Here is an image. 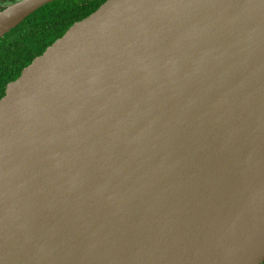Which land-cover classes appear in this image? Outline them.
Returning <instances> with one entry per match:
<instances>
[{"label": "water", "instance_id": "95a60500", "mask_svg": "<svg viewBox=\"0 0 264 264\" xmlns=\"http://www.w3.org/2000/svg\"><path fill=\"white\" fill-rule=\"evenodd\" d=\"M263 262L264 0H106L8 84L0 264Z\"/></svg>", "mask_w": 264, "mask_h": 264}, {"label": "trees", "instance_id": "16d2710c", "mask_svg": "<svg viewBox=\"0 0 264 264\" xmlns=\"http://www.w3.org/2000/svg\"><path fill=\"white\" fill-rule=\"evenodd\" d=\"M14 1L0 0V3L5 5ZM105 1L54 0L0 37V99L8 84L17 79L26 66L63 36L74 22L91 14Z\"/></svg>", "mask_w": 264, "mask_h": 264}, {"label": "flooded vegetation", "instance_id": "af4514ba", "mask_svg": "<svg viewBox=\"0 0 264 264\" xmlns=\"http://www.w3.org/2000/svg\"><path fill=\"white\" fill-rule=\"evenodd\" d=\"M0 5H3L2 3H0Z\"/></svg>", "mask_w": 264, "mask_h": 264}]
</instances>
